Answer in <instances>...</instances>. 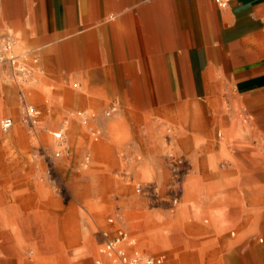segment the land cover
I'll use <instances>...</instances> for the list:
<instances>
[{
	"label": "crops",
	"instance_id": "crops-1",
	"mask_svg": "<svg viewBox=\"0 0 264 264\" xmlns=\"http://www.w3.org/2000/svg\"><path fill=\"white\" fill-rule=\"evenodd\" d=\"M0 32L12 35L15 49L32 46L27 51L46 73L38 86L78 80L86 91L118 102L119 118L143 122L149 135L162 130L164 120L180 124L185 137L221 127L222 144L213 146L211 160L222 152L232 161L205 177L209 196L223 205L212 213L222 228L249 211L264 215V0H0ZM196 108L206 123L198 133ZM178 156L190 172V159ZM193 181L200 186L197 175ZM0 221L6 223L1 204ZM109 224L127 230L123 218ZM9 234L4 237L13 234L11 240L0 239V264H36L19 255V235ZM104 239L95 258L82 252L81 241L67 243L60 264H111L101 253ZM181 244L177 264H192L194 251ZM136 247L164 256L165 264L164 254Z\"/></svg>",
	"mask_w": 264,
	"mask_h": 264
},
{
	"label": "rangeland",
	"instance_id": "rangeland-1",
	"mask_svg": "<svg viewBox=\"0 0 264 264\" xmlns=\"http://www.w3.org/2000/svg\"><path fill=\"white\" fill-rule=\"evenodd\" d=\"M31 47L23 44L15 49L14 45V52ZM45 75L35 72L22 87L27 103L38 111L32 126L24 121L18 86L8 72L0 74V119L11 116L14 122L9 131L0 130V204L6 219V223L0 221L6 227L0 234L1 244L11 240L13 234L4 236L14 231L20 237L22 258L32 257L36 264H60L70 251L66 244L79 240L85 247L82 252L95 258L103 241L101 231L115 228L107 218L120 213L138 246L144 252L164 254L165 264H177L181 243L194 251L192 264H264V215L249 211L222 228V218L212 213L223 205L220 197L209 196L205 177L232 161L222 152L211 160L213 146L222 144L216 135L223 132L221 127L211 131L216 136L185 137L180 135V124L164 120L163 129L149 135L143 122L132 124L119 118L118 102L111 115L104 114L114 99L86 91L78 80L58 78L38 86L35 78ZM78 111L87 113L85 123L76 115ZM195 114L194 132L198 133L206 123L197 108ZM58 131L63 133L62 140L54 136ZM181 154L190 159L192 169L177 204L167 197L166 159ZM194 175L201 179L200 186H192ZM152 181L160 198L136 192L137 183ZM236 203L240 207L246 203L250 210L255 207L248 201ZM231 231L234 235L223 244Z\"/></svg>",
	"mask_w": 264,
	"mask_h": 264
},
{
	"label": "built area",
	"instance_id": "built-area-1",
	"mask_svg": "<svg viewBox=\"0 0 264 264\" xmlns=\"http://www.w3.org/2000/svg\"><path fill=\"white\" fill-rule=\"evenodd\" d=\"M14 45L15 41L11 34L0 32V74L8 72L18 86L22 98L24 121L33 126L36 123L38 111L27 103L22 87L30 81L35 72L40 73L42 68L35 53L29 51L16 53ZM115 110V105H112L104 114L109 116ZM76 115L83 123L88 119L85 111H78ZM13 123L11 117L1 118L0 130L2 132L9 131L13 127ZM54 136L57 140L63 139L61 131L56 132ZM166 166L170 176L169 198L173 203H176L182 194V184L190 170L189 163L184 156H169L166 159ZM136 192L143 197L154 195L156 198H160L155 182L137 183ZM121 219L122 215L116 213V216L109 217L107 222L114 223L115 220L121 221ZM103 236L105 239L101 253L103 258L111 264H164V256L141 252L136 247L135 238L120 225L112 233L104 232ZM98 264H101V261Z\"/></svg>",
	"mask_w": 264,
	"mask_h": 264
},
{
	"label": "bare ground",
	"instance_id": "bare-ground-1",
	"mask_svg": "<svg viewBox=\"0 0 264 264\" xmlns=\"http://www.w3.org/2000/svg\"><path fill=\"white\" fill-rule=\"evenodd\" d=\"M37 81H38V78L36 77L35 80H34V82L36 83ZM164 110H165V109H164ZM225 124H227V123H225ZM228 125H229V124H228ZM228 125H226V126L228 127ZM230 128H231V127H230ZM230 128H229V129H230ZM232 131H235V130L232 129ZM227 133H228V132H227ZM192 143H193V142H192ZM146 151H147V150H146ZM204 166H205V165H204ZM201 172H202V171H201ZM163 175H164V174H163ZM195 183H196V182H195ZM191 184H192V186L195 185L194 182L191 183ZM206 193H207V192H206ZM186 195H187V194H186Z\"/></svg>",
	"mask_w": 264,
	"mask_h": 264
}]
</instances>
